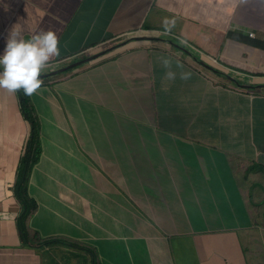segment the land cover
<instances>
[{
  "label": "crops",
  "instance_id": "1",
  "mask_svg": "<svg viewBox=\"0 0 264 264\" xmlns=\"http://www.w3.org/2000/svg\"><path fill=\"white\" fill-rule=\"evenodd\" d=\"M31 2L0 0V51L14 26L35 34ZM73 15L67 55L110 38L102 49L112 51L46 91L29 190L43 207L32 229L51 224L83 246L21 248L0 214V264H264V227L248 212L230 229L207 217L223 196L219 221H229L239 187L264 207V0H84ZM31 132L14 92L0 89V213H19L12 190ZM127 248L138 261L114 258Z\"/></svg>",
  "mask_w": 264,
  "mask_h": 264
},
{
  "label": "clouds",
  "instance_id": "2",
  "mask_svg": "<svg viewBox=\"0 0 264 264\" xmlns=\"http://www.w3.org/2000/svg\"><path fill=\"white\" fill-rule=\"evenodd\" d=\"M83 1L84 0H32L31 8L34 9V12L38 15L39 28H37V23H35V34L30 38L25 39L20 36L14 26L6 38L3 50L0 51V89L14 92V95L20 102V107L22 106L23 101H28V104L33 108L34 117L38 122V126L40 119L36 110V105H40L41 101L46 100V91L55 88V86L61 82V77L69 75L79 66L92 63L112 51L102 49L107 44L114 41L112 38L105 43L90 46L80 45L75 48L76 51L71 55H67L69 49L64 51V39L71 28V24H66V22L74 16V8L76 6L81 7ZM113 22L114 20L112 19L109 26L112 25ZM96 23L97 18L95 19L92 28ZM174 25V19L169 17L163 19L162 26L165 31L170 30ZM175 39L177 38L174 37V40H169V43L176 47L181 46V51L186 52V47H182L181 44L175 43ZM196 50L203 56L201 59V56L199 55L200 57H197V59L202 61V63L208 68L220 66L223 70H226L225 68L228 67L223 61V64H220L216 57H211L204 53L201 48L199 50L196 48ZM212 62H214L215 65L212 64ZM161 63L165 68L169 69L166 72V77L169 79L175 78L177 73L171 68L172 61L167 57H163L161 58ZM176 68L182 69V65L179 61H176ZM214 69L216 70V73H226L219 69ZM227 74L228 76H231L229 73ZM179 75L181 79H187L191 73L180 71ZM31 135L29 136L27 143L24 145V151L20 158V163L26 153ZM38 138L41 142L39 127ZM19 167L20 164L18 165L16 176L19 175ZM16 183L17 182L15 181L12 192L13 198L20 207L19 213L11 212L0 214L3 216L2 220L16 222L17 231L21 241V248L32 249L37 253H40L41 249L52 251V249L58 245L68 246V244H71L74 246H83V244L80 243H72L64 238L61 233L53 231L51 224L45 227L39 226L45 235L32 229V221L37 222L38 219H40L43 207L41 204L39 205L38 201L31 195V193L30 195L35 199L34 201L36 205L32 204L26 210L32 214L25 222L28 241L23 242L18 223L23 213V206L15 195ZM1 191L4 194L7 193L6 189ZM238 191V194H240L239 202L234 208L229 221L226 223L218 221L214 224L218 226L225 225L226 228L230 229L242 219L243 210H245L250 214L251 220L257 222L255 224L256 227H264V207L257 204L252 199L253 197L241 187L238 188ZM115 257L118 261H138L135 252L130 248H127L126 252H120L118 255L114 256V258Z\"/></svg>",
  "mask_w": 264,
  "mask_h": 264
},
{
  "label": "trees",
  "instance_id": "3",
  "mask_svg": "<svg viewBox=\"0 0 264 264\" xmlns=\"http://www.w3.org/2000/svg\"><path fill=\"white\" fill-rule=\"evenodd\" d=\"M24 118L32 125L33 131L30 137L26 153L21 160L19 167V175L16 180L15 195L23 206V213L18 221L23 242L28 241V234L26 231L25 222L32 214L27 212V208L32 204L36 205L35 199L31 197L29 192V180L34 166L39 162L42 155V143L38 138V122L34 117L33 108L28 104V101H23L21 106ZM147 132H150L147 129Z\"/></svg>",
  "mask_w": 264,
  "mask_h": 264
},
{
  "label": "rangeland",
  "instance_id": "4",
  "mask_svg": "<svg viewBox=\"0 0 264 264\" xmlns=\"http://www.w3.org/2000/svg\"><path fill=\"white\" fill-rule=\"evenodd\" d=\"M35 10L31 8V14L27 15V18L30 20L32 26L37 23V28H39V23H38V15L34 12ZM28 23V21H27ZM54 108H56V111L52 114V119L50 121L54 122L56 118H58L59 116V111L57 109L56 103H54L53 105ZM36 108L39 109L41 108V105H36ZM82 145V143H81ZM35 167V166H34ZM229 197V196H228ZM227 197V198H228ZM226 198L223 196H217V198L213 201L214 202V206H212L210 208V210L208 211L209 214H207V217L211 220V223H216L219 221V219L221 218V209L225 208L223 206H219L217 204V202H224ZM194 222V226H198L199 224H201L204 221H193ZM166 224L169 225H174L176 224V222H172V221H165L164 225H163V229L164 226ZM219 250V249H218ZM167 258L170 259L169 255H167Z\"/></svg>",
  "mask_w": 264,
  "mask_h": 264
}]
</instances>
